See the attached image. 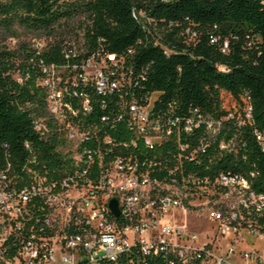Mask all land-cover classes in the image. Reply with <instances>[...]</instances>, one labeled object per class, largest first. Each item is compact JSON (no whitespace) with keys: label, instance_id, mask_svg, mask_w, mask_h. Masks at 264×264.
Segmentation results:
<instances>
[{"label":"built area","instance_id":"obj_1","mask_svg":"<svg viewBox=\"0 0 264 264\" xmlns=\"http://www.w3.org/2000/svg\"><path fill=\"white\" fill-rule=\"evenodd\" d=\"M132 15L145 31L137 44L174 50L165 26L142 10ZM196 37L189 28L175 34L186 45ZM80 39L59 45L61 62L38 63L47 116L32 127L47 155L25 141L19 164L8 152L0 161V264H264L251 243L264 238L258 172L218 164L247 163L250 140L264 152V130L236 132L252 120L249 97L219 117L162 101L141 84L135 46L114 53L102 37L89 49ZM36 44L37 54L46 49Z\"/></svg>","mask_w":264,"mask_h":264},{"label":"trees","instance_id":"obj_2","mask_svg":"<svg viewBox=\"0 0 264 264\" xmlns=\"http://www.w3.org/2000/svg\"><path fill=\"white\" fill-rule=\"evenodd\" d=\"M132 9L165 26V42L174 50L166 55L159 45L137 44L145 31ZM80 18L86 25L87 49L96 46V37H102L114 53L135 46L133 59L145 75L141 84L160 91L162 101L175 99L181 107H198L219 117L229 110L241 111L249 97L252 120L237 135H252L253 125L264 130V0H0V28L13 36L19 28L36 36L51 32L59 23L71 28ZM187 28L196 30L197 37L186 45L175 34ZM225 41L227 49L222 51ZM21 48L18 60L14 51L0 47V161L8 152L15 164L25 155V141L47 153L48 145L41 143L32 127L33 118L47 116L44 93L36 84L38 63L63 60L57 44L39 54L25 43ZM16 68L22 76L29 74L22 83L13 77ZM249 146L247 163L222 157L218 164L232 170L254 165L258 173L253 187L264 191V152L251 140Z\"/></svg>","mask_w":264,"mask_h":264},{"label":"rangeland","instance_id":"obj_3","mask_svg":"<svg viewBox=\"0 0 264 264\" xmlns=\"http://www.w3.org/2000/svg\"><path fill=\"white\" fill-rule=\"evenodd\" d=\"M61 24L62 23L56 24L51 32L42 33L40 36H36L35 33L21 28L16 29V34L13 36L10 31L0 28V47L14 51L16 57L19 55V60L20 54H22V45L25 43L28 49H35L37 47L36 40L38 39L44 41L46 48L54 44L61 45L66 40L73 41L75 42V45H79L81 43L80 38L84 35V31L86 29L85 21L80 18L78 24H75V26H72L71 28L69 24ZM19 76H21V74L19 69L16 68L13 71V77ZM199 223L202 231L203 229H207V222L201 220ZM251 243H253V246L258 249L264 257V238H253ZM242 246L246 248L250 247L248 243H243Z\"/></svg>","mask_w":264,"mask_h":264},{"label":"water","instance_id":"obj_4","mask_svg":"<svg viewBox=\"0 0 264 264\" xmlns=\"http://www.w3.org/2000/svg\"><path fill=\"white\" fill-rule=\"evenodd\" d=\"M109 205H110L111 211L117 215L118 214V209H117V202H116V200L112 199L110 201Z\"/></svg>","mask_w":264,"mask_h":264}]
</instances>
